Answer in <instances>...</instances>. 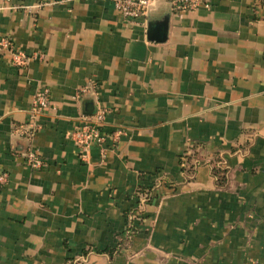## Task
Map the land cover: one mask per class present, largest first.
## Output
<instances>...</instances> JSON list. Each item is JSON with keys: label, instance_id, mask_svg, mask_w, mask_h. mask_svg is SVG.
Here are the masks:
<instances>
[{"label": "crops", "instance_id": "obj_1", "mask_svg": "<svg viewBox=\"0 0 264 264\" xmlns=\"http://www.w3.org/2000/svg\"><path fill=\"white\" fill-rule=\"evenodd\" d=\"M1 38L46 60L0 54V264H264V0H158L137 23L111 0H0ZM98 110L122 134L83 160L69 135Z\"/></svg>", "mask_w": 264, "mask_h": 264}, {"label": "built area", "instance_id": "obj_2", "mask_svg": "<svg viewBox=\"0 0 264 264\" xmlns=\"http://www.w3.org/2000/svg\"><path fill=\"white\" fill-rule=\"evenodd\" d=\"M11 2L12 0H6ZM115 5V10L118 15L129 22H146L153 7L158 0H111ZM171 6L173 13L181 15L188 12L196 11H211L218 0H167ZM43 5L39 4L34 7L25 6L20 8L31 12L32 10H39ZM2 52L8 53L11 57V62L17 67H26L34 60L45 61L44 54H28L27 52L17 49L16 45L11 39H0V54ZM81 92H86L82 89ZM80 96V93H79ZM52 105L51 90L47 86H40L36 90L33 99L32 117L28 125L26 136L32 140L36 134V116L49 109ZM107 111L98 110L95 114L86 115L83 117V123L74 129L69 135V138L78 148L81 153V158L86 159L94 145L105 146L108 140L116 142L122 132H117L110 136L104 132ZM27 163L32 168L38 169L43 164L34 151H31L27 156ZM8 175L6 173L0 175V184L6 183Z\"/></svg>", "mask_w": 264, "mask_h": 264}, {"label": "trees", "instance_id": "obj_3", "mask_svg": "<svg viewBox=\"0 0 264 264\" xmlns=\"http://www.w3.org/2000/svg\"><path fill=\"white\" fill-rule=\"evenodd\" d=\"M214 174L215 176L219 179L220 182H223L226 177H225V171L219 169V168H214ZM145 188H141L140 189V192H145ZM137 227H134V226H130L129 230L131 231V233H136L138 231V229H136ZM87 256V254H85V257ZM85 257L83 258V261H80V262H77L75 263L74 261H72L70 264H86V259Z\"/></svg>", "mask_w": 264, "mask_h": 264}]
</instances>
